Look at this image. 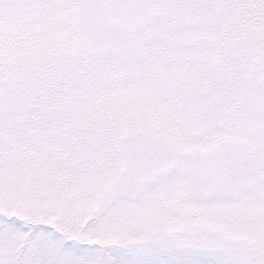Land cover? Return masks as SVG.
<instances>
[{"label":"snow or ice","instance_id":"obj_1","mask_svg":"<svg viewBox=\"0 0 264 264\" xmlns=\"http://www.w3.org/2000/svg\"><path fill=\"white\" fill-rule=\"evenodd\" d=\"M0 264H264V0H0Z\"/></svg>","mask_w":264,"mask_h":264}]
</instances>
